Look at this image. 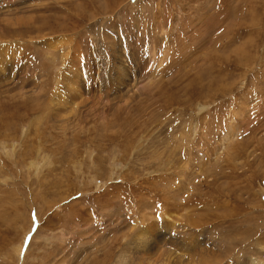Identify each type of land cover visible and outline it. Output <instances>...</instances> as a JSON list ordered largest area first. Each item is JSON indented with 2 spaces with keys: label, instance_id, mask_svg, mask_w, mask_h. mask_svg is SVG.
<instances>
[{
  "label": "rangeland",
  "instance_id": "374dc122",
  "mask_svg": "<svg viewBox=\"0 0 264 264\" xmlns=\"http://www.w3.org/2000/svg\"><path fill=\"white\" fill-rule=\"evenodd\" d=\"M161 220L264 264V0H0V264H165Z\"/></svg>",
  "mask_w": 264,
  "mask_h": 264
},
{
  "label": "bare ground",
  "instance_id": "6f19581e",
  "mask_svg": "<svg viewBox=\"0 0 264 264\" xmlns=\"http://www.w3.org/2000/svg\"><path fill=\"white\" fill-rule=\"evenodd\" d=\"M77 62V60H76ZM79 69V68H78ZM73 76V75H72ZM75 78V77H74ZM85 79V78H84ZM74 81V80H72ZM75 83V82H74ZM71 89V88H70ZM73 90L75 88H72ZM72 90V91H73ZM78 91V90H77ZM73 93V92H72ZM78 93V92H77ZM75 96L78 95L76 94V92L74 93ZM73 94V95H74ZM232 131V130H231ZM229 136V135H228ZM226 137V136H225ZM229 138V137H228ZM227 140V139H226ZM69 208V207H68ZM72 209V208H71ZM176 213V210L175 212ZM174 213H172L171 217L173 218H178L179 216L178 215H174ZM180 214V213H179ZM170 216V215H169ZM170 218V217H169ZM163 222V224L159 226V229L157 230L158 231V235H156L155 237L152 236V235H149V230L148 229H145L144 232L141 233V231L137 234L134 235V240H136L137 242L140 243L141 246L144 245V249H147L149 251H152V249H156L158 248V244H160L159 242H163L165 240V242L171 246L172 248L169 247L165 257L163 258V261L165 262V264H176L178 262H183V260L185 258H188L190 255V252L192 251H195V249H190L192 247H194L196 244H188L184 238H181V237H178L176 235H172L171 234V231H170V228H168V226L166 225V222L165 220H161ZM160 221V222H161ZM167 221V220H166ZM175 227V226H174ZM173 227V228H174ZM29 228V226H26L25 228V231L23 232V237L25 236V232L27 231V229ZM143 229V230H144ZM142 230V231H143ZM153 231V230H152ZM175 233V232H174ZM140 234V235H139ZM164 239V240H163ZM198 243V241H197ZM166 244V245H167ZM162 245V244H161ZM21 246V245H20ZM20 246H19V250H18V253L20 254ZM158 246V247H157ZM197 247V246H196ZM161 248V247H159ZM158 248V249H159ZM198 249V248H197ZM161 250V249H159ZM158 250V251H159ZM202 260V259H200ZM199 260V261H200ZM204 261V260H203ZM202 262V261H201ZM203 263V262H202ZM204 264H205V261H204Z\"/></svg>",
  "mask_w": 264,
  "mask_h": 264
}]
</instances>
